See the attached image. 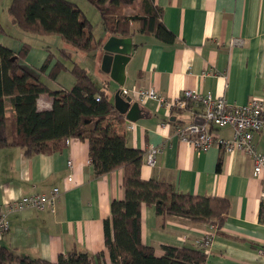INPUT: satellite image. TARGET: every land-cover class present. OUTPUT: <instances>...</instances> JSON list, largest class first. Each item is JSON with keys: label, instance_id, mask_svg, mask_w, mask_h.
<instances>
[{"label": "crops", "instance_id": "obj_1", "mask_svg": "<svg viewBox=\"0 0 264 264\" xmlns=\"http://www.w3.org/2000/svg\"><path fill=\"white\" fill-rule=\"evenodd\" d=\"M70 1L81 9L92 4L88 0ZM155 1L162 9V21L175 35L173 42L141 31L139 22L131 23L129 35L111 34L100 16V24L94 29L95 39L100 42L98 49L87 53L66 41L59 47L70 45L80 53L85 63L80 65L88 70L98 88L106 89L114 103L118 91L124 98L130 97L131 103L137 101L124 94V88H154L172 101L186 89L212 92L236 104L264 97V0ZM11 2L0 0V43L16 52L25 43L30 44L23 63L36 71L48 59L47 49L51 48L50 43L38 41L54 35L26 32L14 24L8 10ZM113 35L132 40L123 85L102 69L103 46ZM31 36L37 40L33 43L48 47L46 51H38L28 40ZM233 39L240 43L232 44ZM53 66L49 63L40 78L53 90L71 89L75 76L71 73V88H67L60 73L56 79L50 78ZM65 99L63 93L57 97L42 93L37 106L39 110L52 109ZM138 102L144 117L130 121L119 112L121 115H109L102 127L123 134L129 147L144 151L142 177L169 182L179 193L230 201V210L220 227L182 216H162L154 205L144 203L143 242L154 246L161 256L165 245L194 246L209 235L206 264H264V179L254 175L253 158L240 151L228 153L218 146L198 150L181 139L178 127L195 121L196 110L168 107L152 98ZM7 103V117L11 118L9 99ZM217 133L230 139L234 131L226 126ZM254 142L264 153V131L254 134ZM64 146L55 152L33 155H27L20 146L0 148V208L24 195L61 189L53 209L8 212L10 228L0 233V246L50 261L75 249L92 256L91 264H112L104 221L111 217L112 202L124 198V169L98 176L87 139L70 137ZM152 146L162 149L156 166L146 163V152ZM69 175L73 176L71 181L67 180ZM100 253L104 255L98 257Z\"/></svg>", "mask_w": 264, "mask_h": 264}, {"label": "trees", "instance_id": "obj_2", "mask_svg": "<svg viewBox=\"0 0 264 264\" xmlns=\"http://www.w3.org/2000/svg\"><path fill=\"white\" fill-rule=\"evenodd\" d=\"M100 12L102 24L111 34L129 35L131 23L139 22L140 30L155 34L165 42H173L174 33L162 21V9L155 0H88ZM12 22L26 32L60 35L78 50L90 53L98 49L94 27L83 10L70 0H12L9 7ZM30 44L20 51L0 43V148L20 146L27 155L51 153L63 149L70 137L87 139L96 175L118 168L124 169V198L111 204V217L105 219L106 246L112 264H206V249L194 246L163 247L157 255L152 245L142 240V205H154L162 216H182L196 222L222 226L230 210L224 197H208L179 193L173 184L142 177L144 151L129 147L123 134H114L102 127L111 114H119L106 89L95 84L88 70L78 63L68 68L58 61L50 72L56 79L63 69L71 70L76 82L69 90H53L40 77L50 58L36 69L23 62ZM64 58L71 54L66 49ZM66 99L52 109L39 110L40 94ZM100 96V99H97ZM7 99L12 106L8 123ZM104 254H97L102 257ZM87 252L71 250L59 255L57 261L21 254L0 246V264H91Z\"/></svg>", "mask_w": 264, "mask_h": 264}, {"label": "built area", "instance_id": "obj_3", "mask_svg": "<svg viewBox=\"0 0 264 264\" xmlns=\"http://www.w3.org/2000/svg\"><path fill=\"white\" fill-rule=\"evenodd\" d=\"M231 43L239 44L240 41L233 39ZM122 92L140 102L152 98L168 107L196 110V118H202L203 122L192 121L179 126L178 133L181 139L202 151L218 146L228 153L243 152L254 160V175L264 179V153L257 149L254 142V134L264 131V97H253L245 104H236L212 92L199 93L192 89L184 90L182 95L174 101L166 99L154 88H124ZM97 99L99 100L100 96H97ZM226 126H231L234 131L230 139L221 137L217 133L220 128ZM161 151L160 147H150L146 152V163L156 166L157 157ZM69 164L71 165L72 161H69ZM72 179V175L67 178L68 181ZM60 194L61 189L54 187L50 192L24 195L7 203L4 209L0 208V233H5L10 228L8 212L28 208L53 209ZM197 242L207 248L211 243V236L206 235Z\"/></svg>", "mask_w": 264, "mask_h": 264}, {"label": "water", "instance_id": "obj_4", "mask_svg": "<svg viewBox=\"0 0 264 264\" xmlns=\"http://www.w3.org/2000/svg\"><path fill=\"white\" fill-rule=\"evenodd\" d=\"M104 55L102 69L121 85L125 81V68L132 53V40L130 37L111 36L103 46ZM116 109L125 114L130 121H137L144 117V109L138 101L131 103V98H124L120 91L115 95ZM196 122H203L202 118H196Z\"/></svg>", "mask_w": 264, "mask_h": 264}, {"label": "rangeland", "instance_id": "obj_5", "mask_svg": "<svg viewBox=\"0 0 264 264\" xmlns=\"http://www.w3.org/2000/svg\"><path fill=\"white\" fill-rule=\"evenodd\" d=\"M88 4H89V6L85 5V7H82V10H83L84 14H86L88 16V18L90 19L91 23L93 24L94 29H96L99 26V24H100V16H101V14H100L99 10L95 6H93L90 3H88ZM17 31H20V30L17 29ZM20 32H22V31H20ZM33 37H35V36H31L28 40L32 41L31 44L33 46L38 47V51H39V49H43V50L46 51V49L48 48V47H40L39 43H45L46 42L48 44L49 43L51 44V48L47 49L48 50L47 57L50 58L49 62L52 65H55L58 61L62 62L68 68L73 67L74 63L85 64L83 58L80 55V53L75 52L76 49H74L73 47H69L70 45H68L67 47H59L64 42V40L62 39V37L60 35L49 36L46 40H43L41 38V40L38 41L39 43H33V42L37 41L36 38H33ZM54 39H56V40H54ZM65 45H67V44H65ZM64 48L67 51L68 50L70 51V54H71L70 58H64L63 57V55L61 53V50L64 49ZM71 75H72L71 74V70H69V69H63V70L60 71L61 81L63 82L64 86H67V88H71V87H68V82L70 80V77H72ZM6 108H8V103H6ZM8 118H9V116H8ZM11 120H12V118L8 119V123L9 124L11 123Z\"/></svg>", "mask_w": 264, "mask_h": 264}]
</instances>
